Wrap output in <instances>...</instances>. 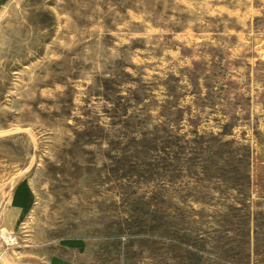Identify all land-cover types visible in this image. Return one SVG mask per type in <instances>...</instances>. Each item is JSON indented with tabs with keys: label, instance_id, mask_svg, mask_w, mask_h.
<instances>
[{
	"label": "rangeland",
	"instance_id": "374dc122",
	"mask_svg": "<svg viewBox=\"0 0 264 264\" xmlns=\"http://www.w3.org/2000/svg\"><path fill=\"white\" fill-rule=\"evenodd\" d=\"M0 264H264V0H0Z\"/></svg>",
	"mask_w": 264,
	"mask_h": 264
},
{
	"label": "built area",
	"instance_id": "2783aa9c",
	"mask_svg": "<svg viewBox=\"0 0 264 264\" xmlns=\"http://www.w3.org/2000/svg\"><path fill=\"white\" fill-rule=\"evenodd\" d=\"M11 239V241H13V238H10Z\"/></svg>",
	"mask_w": 264,
	"mask_h": 264
}]
</instances>
